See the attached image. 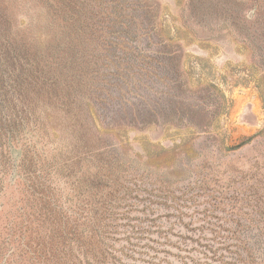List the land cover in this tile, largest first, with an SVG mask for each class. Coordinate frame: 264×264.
Returning a JSON list of instances; mask_svg holds the SVG:
<instances>
[{
  "label": "rangeland",
  "instance_id": "1",
  "mask_svg": "<svg viewBox=\"0 0 264 264\" xmlns=\"http://www.w3.org/2000/svg\"><path fill=\"white\" fill-rule=\"evenodd\" d=\"M0 264H264V0H0Z\"/></svg>",
  "mask_w": 264,
  "mask_h": 264
}]
</instances>
